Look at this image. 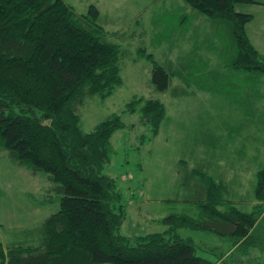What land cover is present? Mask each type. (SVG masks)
<instances>
[{"label":"trees","instance_id":"16d2710c","mask_svg":"<svg viewBox=\"0 0 264 264\" xmlns=\"http://www.w3.org/2000/svg\"><path fill=\"white\" fill-rule=\"evenodd\" d=\"M185 1L214 23L227 25L237 47L227 63L231 68L264 76V54L246 32L252 14L235 9L237 3L256 0ZM99 17L94 4L78 13L65 0H0V148L32 173L47 172L55 182L47 202L58 200L52 190L60 199L59 208L41 223L18 230L26 239L5 244L0 236V264H216L197 255L194 241L178 233L182 227L228 236L233 239L229 251L244 257L264 214V167L256 173L251 209L245 210V199L230 196L236 179L206 168L210 152L204 163L180 171L190 193L184 199L198 213H168L158 219L166 231L121 233L128 209L105 166L112 137L125 122L112 113L86 132L79 111L85 100L108 97L123 83L119 34L109 35ZM141 52L146 54V48ZM146 56L153 64L154 88L166 91L176 71L159 64L152 53ZM260 87L254 104L264 99ZM126 111H139L152 137L159 133L166 106L158 98L137 97ZM129 190L128 200L143 195Z\"/></svg>","mask_w":264,"mask_h":264},{"label":"rangeland","instance_id":"374dc122","mask_svg":"<svg viewBox=\"0 0 264 264\" xmlns=\"http://www.w3.org/2000/svg\"><path fill=\"white\" fill-rule=\"evenodd\" d=\"M65 1L78 13H87L96 5L99 21L109 35L119 34L116 41L124 52L122 85L108 97L94 96L79 105L86 132L112 113L120 114L125 122L112 137L113 152L105 166V172L121 187L122 203L128 209L121 233L135 236L166 231L168 226L159 220L168 213H198L184 199L190 193L180 171L204 163L209 152L213 154L205 161L209 162L206 168L224 171L228 180L234 177L236 186L230 196L245 199L241 206L250 210L256 173L264 167V99L254 104L258 87L264 92V76L227 64L237 53L227 25L214 23L185 0ZM256 1L237 3L235 9L252 14L246 32L264 54V0ZM141 48L176 71L166 91L154 88L153 64ZM137 97L158 98L166 106L155 136L151 137L150 126L142 122L139 111H126ZM127 174H131L128 179ZM53 185L47 172L32 173L0 148V236L5 244L26 239L18 230L38 225L59 208L60 199L53 190L58 200L47 202ZM130 188L143 195L128 200ZM178 233L194 241L197 255L216 264H264V214L251 233L252 245H247L244 257L237 250L229 251L233 239L228 236L191 227H182Z\"/></svg>","mask_w":264,"mask_h":264},{"label":"crops","instance_id":"0c3cea01","mask_svg":"<svg viewBox=\"0 0 264 264\" xmlns=\"http://www.w3.org/2000/svg\"><path fill=\"white\" fill-rule=\"evenodd\" d=\"M255 3V2H254Z\"/></svg>","mask_w":264,"mask_h":264}]
</instances>
